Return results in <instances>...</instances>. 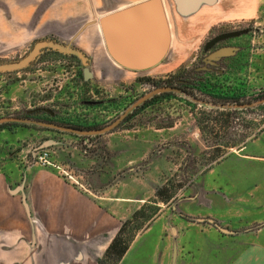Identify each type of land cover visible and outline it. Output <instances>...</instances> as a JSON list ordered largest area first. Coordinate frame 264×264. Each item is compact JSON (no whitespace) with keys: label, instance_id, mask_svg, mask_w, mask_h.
Listing matches in <instances>:
<instances>
[{"label":"rangeland","instance_id":"obj_1","mask_svg":"<svg viewBox=\"0 0 264 264\" xmlns=\"http://www.w3.org/2000/svg\"><path fill=\"white\" fill-rule=\"evenodd\" d=\"M34 1L32 24L37 23L36 33L26 41L0 48V61L21 58L36 41L49 38L82 50L89 58L87 69L91 75L84 77V67L76 56L45 49L30 66L0 72V118L16 116L104 127L142 95L167 86L173 74L194 89L221 97L264 91L256 68L264 50V28L256 20H234L211 29L206 41L217 33L214 38L232 33L217 41L233 44L231 51L238 50L237 44L240 47L236 58H228L217 67L204 63L215 57L209 56L214 38L206 44L203 38L202 43L193 45L196 52L192 58L170 71L157 72L154 68L109 75L92 68L88 25H99V19L105 16L101 7L114 0ZM171 25L174 32L175 26ZM143 77L159 81V85L138 81ZM258 105H218L174 91L155 97L112 130L91 138L14 122L0 129V155L6 154V161L26 165L44 149L56 150L58 146L65 149V159L82 161L88 174L99 171L107 186L122 183L125 197L142 198L134 203V211L143 206L142 217L127 231L134 232L136 225L144 222L134 238L148 237L146 244L152 250L148 259L152 264H236L246 257V247L257 240L264 189L252 194L251 188L236 186L251 178L242 171L218 168L216 163L238 152L246 140L264 128V105ZM71 151L77 153L71 155ZM259 175L264 179V172L259 171ZM226 183L230 186L222 187ZM164 184L168 185V194L172 193L167 203L157 200L155 194ZM195 192L199 195L196 200L191 198ZM212 196L229 201L230 210L216 214ZM155 206L158 210L154 216L145 220ZM215 215H219L220 222L213 221ZM220 228L237 232L228 234ZM136 250L135 246L124 264L131 261Z\"/></svg>","mask_w":264,"mask_h":264},{"label":"crops","instance_id":"obj_2","mask_svg":"<svg viewBox=\"0 0 264 264\" xmlns=\"http://www.w3.org/2000/svg\"><path fill=\"white\" fill-rule=\"evenodd\" d=\"M33 1L0 0V48L26 41L36 33L37 23L32 24L36 10ZM140 1L143 0L132 3ZM160 1L168 25L169 45L158 63L142 69L118 64L107 49L99 25L91 22L88 46L92 68L109 75L154 68H158L157 72L170 71L192 58L196 52L193 45L203 38L204 41L219 24L256 20L264 28V0ZM113 2L101 7L103 15L132 5L124 0ZM256 66L264 82V50ZM64 150L57 146L48 164L19 165L6 161V154L0 155V264H98L123 219L134 211V203L142 200L125 197L122 183L107 186L97 170L88 174L82 161L74 163L65 159ZM74 151L70 154L77 153ZM216 166L247 173L251 179L240 181L236 186L251 188L252 194L256 189L263 192L264 179L260 178L259 171L264 172V128ZM225 185L222 187L230 186ZM198 196L195 192L191 198L196 200ZM212 197V210L216 214L219 210H230L229 201L225 203L224 199ZM259 205L263 216L259 217L257 240L246 247V257L236 264H264V198ZM219 219L215 215L213 221L220 222ZM247 220L250 224V219ZM236 232L230 229L226 233ZM147 240L148 237L141 239V236L132 239L117 264H124L135 246L136 253L127 264H152L148 259L152 250Z\"/></svg>","mask_w":264,"mask_h":264},{"label":"water","instance_id":"obj_3","mask_svg":"<svg viewBox=\"0 0 264 264\" xmlns=\"http://www.w3.org/2000/svg\"><path fill=\"white\" fill-rule=\"evenodd\" d=\"M100 32L106 43L112 59L120 65L130 68L142 69L150 67L160 61L169 45V30L165 19L163 7L160 0H144L124 9H120L105 15L99 19ZM233 35L223 34L215 37L212 42ZM45 49L54 50L62 54L76 56L84 67V77H90L88 71V56L79 48L64 44L53 39L36 41L26 55L15 60L0 61V72L19 71L30 66ZM230 47H223L216 51L211 57L226 55L230 53ZM180 89L174 86H159L138 98L112 123L96 128L83 129L62 125L54 122H43L22 117H1L0 123L21 122L34 123L44 127L56 129L76 135H98L112 130L125 118L130 110L144 103L152 96ZM264 103V98L254 102L233 105L234 107H251ZM212 222V220H210ZM228 232L225 228H220Z\"/></svg>","mask_w":264,"mask_h":264},{"label":"trees","instance_id":"obj_4","mask_svg":"<svg viewBox=\"0 0 264 264\" xmlns=\"http://www.w3.org/2000/svg\"><path fill=\"white\" fill-rule=\"evenodd\" d=\"M180 70L177 73H179ZM180 74H182V73H180ZM176 75L177 74H173V75L169 76V79H167V81H166L168 83L167 86L178 87L182 92H185L186 94L193 96L194 98H197L198 100H201L204 102L214 103V104H218V105L233 106V105H239V104H244V103H248V102H254V101H257L259 99L264 98V91L258 93L257 95H250L247 98L239 97L237 95H231L229 97L228 96H226V97L222 96L221 97V96L208 94L205 92H201L197 89H194V87L191 86V84L186 83L185 81L178 80ZM138 81H145V82L152 83V85H159V81H156V80L149 78V77L140 78V79H138ZM177 82H180V84ZM171 94H174V92L169 91V92L159 93V94L153 96L152 98L147 99L144 103L140 104L139 106L134 108L131 112H129L125 116V118L123 119V122L125 120H127L130 116L134 115L137 111H139V109H141L143 106H145L147 103H149L155 97H162V96L171 95ZM263 105H264V103L259 104L258 106H263ZM13 123L14 122L0 123V129L4 128L6 125L13 124ZM57 123L62 124V125L79 127V128H83V129H95V128L99 127V126H94V125L81 126V125H74V124H69V123H64V122H57ZM52 130H55V129H52ZM69 134L79 136V137H83V138H91V137L97 136V135H76L73 133H69ZM167 191H168V185L167 184L162 185L160 188H158L156 190V193H155L156 199L162 201L163 203H167L169 201V199L172 197V193L168 194ZM153 202H155V201H153ZM142 210H143V206H141L139 209L135 210L128 219H126L125 221H123L121 223L118 231L116 232L115 236L112 238L111 242L109 243L108 247L106 248L102 258L98 261V264H117L120 261V259L125 254L126 250L128 249L130 242L134 238L136 231H138V229L141 228V226L144 223V222L138 223L135 227V231L132 233H128L127 229L129 227V225L132 224L134 221H137L140 217H142ZM157 210H158V207L155 206L154 210L151 212V214L149 216L146 217L145 220L151 219Z\"/></svg>","mask_w":264,"mask_h":264},{"label":"flooded vegetation","instance_id":"obj_5","mask_svg":"<svg viewBox=\"0 0 264 264\" xmlns=\"http://www.w3.org/2000/svg\"><path fill=\"white\" fill-rule=\"evenodd\" d=\"M213 31V30H212ZM212 31H210V33L212 32ZM209 33V34H210ZM222 33V32H221ZM218 34H220V33H217V34H215V35H213L212 37H210V38H208L207 39V41L205 40L204 42H203V44L205 43H208V42H210V40H212L213 38H214V36H216V35H218ZM211 45L209 46L210 48H211V50L209 51V56L210 55H213L216 51H218L219 49H221V48H223V47H234V45L233 44H229V43H227V42H222V41H215V42H213V43H210ZM236 47H238V50H234V51H229L230 53H228V54H226V55H221V56H215V58H207L206 59V61H207V63L206 62H204L205 63V65L206 66H214V67H217V66H215V65H217V64H222V61H224V60H226V59H228V58H233V57H235L236 58V56H238L239 55V53H238V51H239V49H240V47H239V45L237 44V45H235ZM207 68V67H206ZM177 83H179L180 84V82H177ZM249 95H242V96H239V97H244V98H247ZM229 97V96H228ZM245 104V103H244Z\"/></svg>","mask_w":264,"mask_h":264},{"label":"built area","instance_id":"obj_6","mask_svg":"<svg viewBox=\"0 0 264 264\" xmlns=\"http://www.w3.org/2000/svg\"><path fill=\"white\" fill-rule=\"evenodd\" d=\"M54 149H44L43 151H41L37 158L35 159L34 162H39L42 164H48L49 163V159H50V155L54 152Z\"/></svg>","mask_w":264,"mask_h":264}]
</instances>
